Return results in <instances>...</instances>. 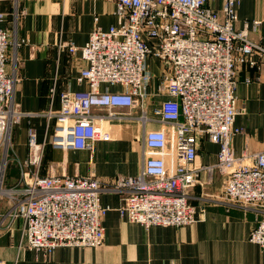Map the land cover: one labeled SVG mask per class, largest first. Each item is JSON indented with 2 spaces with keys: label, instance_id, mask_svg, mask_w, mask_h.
Listing matches in <instances>:
<instances>
[{
  "label": "built area",
  "instance_id": "1",
  "mask_svg": "<svg viewBox=\"0 0 264 264\" xmlns=\"http://www.w3.org/2000/svg\"><path fill=\"white\" fill-rule=\"evenodd\" d=\"M240 1L223 0L216 10L210 0H115V25L96 26L82 47L64 44L85 62L77 81L89 89L61 94L59 111L49 114L56 120L52 145L92 148L111 140L105 123L137 119L144 127V163L139 174L108 182L94 176H42L45 144L30 130L27 158L17 161L18 183L4 184L7 156L0 172V208L3 201L8 204L1 219L23 221L29 249L49 256L60 247H101L102 221L110 211L102 204L105 193L119 194L120 217L146 229L191 225L196 211L190 191L203 174L212 182L215 172L222 179V204L264 214V151L239 156L232 146L244 132L236 127L239 68L264 66V41L251 39L248 23L236 28ZM7 22L0 11V148L8 152L22 114L14 103L16 70L8 71L12 34ZM150 59L157 62V76ZM161 96L165 99L150 109L151 100ZM203 140L219 147L215 164L197 165ZM249 241L264 251V218Z\"/></svg>",
  "mask_w": 264,
  "mask_h": 264
},
{
  "label": "crops",
  "instance_id": "2",
  "mask_svg": "<svg viewBox=\"0 0 264 264\" xmlns=\"http://www.w3.org/2000/svg\"><path fill=\"white\" fill-rule=\"evenodd\" d=\"M222 5L223 0H210V6L216 10ZM115 10V0H22L19 9H15L17 24L8 71L16 70L14 103L22 118L12 131L9 151L13 165L4 175L7 187L15 186L20 179L17 161L27 158L30 130L39 143L45 144L42 176H94L108 182L142 171L144 127L137 119L105 123L104 130L111 134V140L95 142L92 148L61 150L52 145L56 120L49 114L59 111L61 94L89 89L77 81L85 62L79 54H71L64 44L84 46L96 26L108 30L117 23ZM238 17V30L248 23L251 39L264 41V0H241ZM256 21L260 22L258 27L254 25ZM149 64L154 75H159L155 69L157 62L150 59ZM237 81L241 113L236 127L244 132L234 137L232 146L239 156L256 154L264 151V66L241 65ZM156 84L157 80L150 89ZM164 99L154 97L149 108L159 106ZM130 113L140 115L139 110ZM218 150L217 145L203 140L197 165L215 164ZM221 192L219 172H215L212 182L203 174L201 184L190 191L196 222L149 229L122 219L118 212L122 205L120 195L105 193L102 204L110 211L102 221L104 244L99 248L60 247L49 256L28 248L22 237L21 219L13 223L9 219L2 221L8 206L3 201L0 264H264V251L249 241L251 231L264 214L250 207L222 204Z\"/></svg>",
  "mask_w": 264,
  "mask_h": 264
},
{
  "label": "rangeland",
  "instance_id": "3",
  "mask_svg": "<svg viewBox=\"0 0 264 264\" xmlns=\"http://www.w3.org/2000/svg\"><path fill=\"white\" fill-rule=\"evenodd\" d=\"M22 0H0V11H4L7 14V18H8V22H7V27H11V34H12V41L14 40L13 38L15 37V31H16V24L17 21H15L14 17H15V9L18 10L19 6L21 4ZM16 3H18V5H16ZM155 69L156 66H155ZM10 147V146H8ZM10 150V148H9ZM8 150L7 152V147L3 146L0 148V172H1V167L3 166V158H5L8 155V161L6 164V168H3V173L9 171L11 169V165H13V163H11V153ZM16 172V170H15Z\"/></svg>",
  "mask_w": 264,
  "mask_h": 264
}]
</instances>
